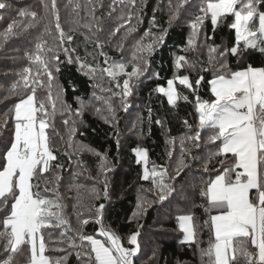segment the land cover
<instances>
[{
	"label": "trees",
	"instance_id": "1",
	"mask_svg": "<svg viewBox=\"0 0 264 264\" xmlns=\"http://www.w3.org/2000/svg\"><path fill=\"white\" fill-rule=\"evenodd\" d=\"M6 2L10 7L0 10V34L13 21L25 25L31 20V17L19 16L21 10L37 12L39 23L26 32L16 27L15 35L0 42V122L17 102V96L10 95L9 89L20 80L18 73L31 67L35 74L38 67L30 62L26 53H33L35 45L43 43L44 59L50 60L53 54L59 56L58 62L50 61L53 70L50 86L44 75L39 77L43 84L33 85L37 103L43 102L46 106L49 125L46 132L50 149L56 156L50 162V170L34 181L39 188L33 191L58 203L59 214L65 221L60 224L55 216L49 217L51 226L42 229L44 255L50 264H88L83 253L90 245L79 237L87 234L104 240L105 237L98 234L101 227L120 237L125 247L129 246L128 236L139 231L140 251L134 258L135 264H208V258L201 256V249H207L209 241L214 240L205 224L212 213L206 211V200L200 192L214 178L215 170L220 168L219 160L224 157L213 158L212 171L203 172L209 149L214 152L215 148L207 143L212 129L198 128L195 104L197 96L205 101L214 99L208 81L219 71V51L234 42L235 33L229 27L234 17L222 18L215 31L210 17L206 18L193 36L189 22L200 14L205 0H188L178 18L171 22L170 16L178 0H172V7H169V0H135V6L132 0H56L59 24L64 33L61 43L60 33L56 31L57 16L51 12L52 0ZM45 3L49 5L47 11L43 7ZM258 10L264 11V4L258 5ZM120 25L124 27L113 36L112 32ZM129 28L134 30L129 31ZM162 29L167 30L164 44L148 57L142 75L133 78L130 95L123 97V80L127 77L115 65L123 63L125 71L130 72L137 47L152 43ZM68 36L73 39L69 41ZM189 39L193 41L191 45ZM97 40L102 43V49L96 47ZM213 46L218 47L217 52L210 51ZM48 48L52 49L51 53ZM69 56L73 60L79 57L86 65H91V69L68 63ZM179 56H184L186 63L177 70L174 61ZM106 58L108 63H105ZM227 60L231 70H240L241 65L235 57L229 55ZM249 64L264 67V54L258 49H249L243 67ZM56 67L59 72L55 71ZM105 68L113 69L116 74L102 71ZM177 75L189 76L193 85L201 76L203 80L195 92L176 82L180 98L175 106H170L167 98L155 89L166 87L167 81ZM26 91L21 85L18 94L23 96ZM157 120L161 123H156ZM11 130L10 124L4 140ZM196 131L201 135L199 148L187 139ZM135 148L147 151L149 171L155 165L158 172L168 169L173 176L182 152L187 158L190 167L178 180H170L168 174L164 176V181L175 187L173 195L164 202L158 200L159 189L154 187L152 178H141L145 167L136 162ZM3 149L0 141V152ZM189 150L196 155L195 161L189 156ZM228 159L231 160L230 154ZM105 183L107 198L104 196ZM101 203L105 207L102 224H98L95 222L96 208ZM138 203H143L144 210L134 217ZM5 215L0 211V220ZM180 215L194 217L196 242H182L183 233L177 220ZM84 219L89 223L83 225ZM236 243L245 244L252 251L245 238ZM3 244L4 240L0 239V260L7 258ZM28 255L27 247L22 246L15 264H26ZM240 264H244L243 259Z\"/></svg>",
	"mask_w": 264,
	"mask_h": 264
},
{
	"label": "snow or ice",
	"instance_id": "2",
	"mask_svg": "<svg viewBox=\"0 0 264 264\" xmlns=\"http://www.w3.org/2000/svg\"><path fill=\"white\" fill-rule=\"evenodd\" d=\"M187 2L188 0H178L175 10L171 13L170 22L178 18L180 10ZM132 3L135 6V0H132ZM261 4H264V0H208L206 5L199 9L200 14L189 22L192 35L195 36L206 18L210 17L215 31L222 18L229 15L234 17L229 25L235 33L234 42L219 51L221 58L219 71L212 80L208 81L214 99L205 101L197 96L195 104L198 128L212 129L207 143L215 148L214 152L209 149V156L203 162V172L212 171L213 158L224 157L219 160L220 168L215 170L214 178L210 179L200 192V196L206 200V211L215 210L217 213L211 214L205 221L214 237V240L209 241L207 249H201V256L208 258V264H240L241 259L244 264H264V67H255L251 64L243 67L249 49H258L264 54V11L258 10V5ZM9 7L6 0H0V10ZM43 7L46 11L49 9L47 3ZM169 7H172V0H169ZM51 12L57 16L56 31L60 33L63 43L64 33L59 24L56 0H52ZM19 16L31 17V20L25 25H17L16 21H13L0 34V42H6L10 36L15 35L16 27H22L26 32L39 23L35 11L21 10ZM257 19L258 23H256ZM152 23L155 26V17ZM123 27L124 25L118 26L112 35L115 36ZM166 34L167 30L162 29L152 43L137 47L130 72L125 71L126 65L123 63L115 65L127 77L123 80V97L130 95L133 78L138 79L142 75L148 57L158 46L164 44ZM67 39L71 41L73 37L68 36ZM192 43V39H189V45ZM96 47L101 49L103 47L99 40L96 41ZM44 50V44L37 43L33 53H26L30 62L37 64L38 67L35 74L31 67H25L18 73L20 80L9 89L10 95L17 96V102L10 114H6L0 122V141L4 145L3 151L0 152V161H2L0 211L6 213L0 220V239L4 240L3 251L7 256L6 259L0 260V264H15L16 254L22 250V246L27 247L29 254L26 264H50L44 256L45 241L42 229L51 226L49 217L52 216L57 218L58 223H65L59 214L60 205L42 198L39 191H33L39 188V184L34 181L47 173L50 170V162L56 159L50 149L46 132L49 127L46 120L48 115L46 106L43 102L37 103L36 89L33 86L38 83L43 84V80L39 79L41 75L47 76L50 86L53 80L50 61H59V56L55 54L51 55L50 60L44 59L42 55ZM47 51L51 53L52 49L48 48ZM67 51L65 49L66 53ZM210 51L217 52L218 47L213 46ZM101 55L104 53L101 52ZM229 55L238 60L241 65L240 70L230 69L227 60ZM68 63H77L81 69L86 66L91 69V65H86L79 57L73 60L69 56ZM105 63H108L107 58ZM184 63L186 58L179 56L174 61V67L179 70ZM55 71L59 72V67H56ZM102 71L109 75L116 74L109 68ZM202 80L201 76L193 85L189 76L177 75L167 81L166 88L157 86L155 91L167 97L170 106H175L180 98L175 87L177 81L179 85L195 92ZM21 85L27 90L23 96L18 94ZM117 87H120L119 83ZM183 98L187 100L186 96ZM156 123L159 124L161 121L157 120ZM184 123L191 128L187 121ZM10 124L12 130L8 139L4 140ZM187 139L194 147H200L199 131L188 136ZM133 153L136 162L138 164L143 162L145 166V173L141 178L148 180L151 177L154 187L159 189L157 195L160 202H164L175 192L174 184L166 183L164 176L168 174L170 180H178L184 170L190 167L182 152L174 176L168 173V169L158 172L155 165L149 171L147 151L143 148H135ZM229 154L231 160L228 159ZM189 156L193 161L197 159L191 150ZM252 190H255L254 196ZM107 195L108 189L105 183V198ZM104 207L101 203L96 208L95 222L98 224H102ZM137 209L138 212L133 214L134 217L144 210L143 203H138ZM193 219L192 215L177 217L180 231L184 234L182 242H196ZM81 223L86 225L89 220L84 219ZM98 234L105 239L101 240L87 234H81L79 237L82 242L86 241L90 245V249L83 253L88 258V264H135L134 258L140 251L139 231L128 236L127 247L121 243L120 237L105 227H101ZM241 238L249 241L254 251H249L245 244L236 243ZM79 257L80 253H78Z\"/></svg>",
	"mask_w": 264,
	"mask_h": 264
},
{
	"label": "crops",
	"instance_id": "3",
	"mask_svg": "<svg viewBox=\"0 0 264 264\" xmlns=\"http://www.w3.org/2000/svg\"><path fill=\"white\" fill-rule=\"evenodd\" d=\"M252 194H253V196L255 195V190H252ZM211 213L212 214H217L215 210H212ZM183 240H184V234H183Z\"/></svg>",
	"mask_w": 264,
	"mask_h": 264
},
{
	"label": "rangeland",
	"instance_id": "4",
	"mask_svg": "<svg viewBox=\"0 0 264 264\" xmlns=\"http://www.w3.org/2000/svg\"><path fill=\"white\" fill-rule=\"evenodd\" d=\"M207 2H208V0H205V4H206ZM177 82H178V81H177ZM166 87H167V86H166ZM166 87H165V88H166ZM166 98H167V97H166ZM141 164L143 165V167H145L143 162H142ZM44 256H45V255H44ZM45 257H46V256H45ZM46 258H47V257H46Z\"/></svg>",
	"mask_w": 264,
	"mask_h": 264
},
{
	"label": "built area",
	"instance_id": "5",
	"mask_svg": "<svg viewBox=\"0 0 264 264\" xmlns=\"http://www.w3.org/2000/svg\"><path fill=\"white\" fill-rule=\"evenodd\" d=\"M252 251H254V249H252Z\"/></svg>",
	"mask_w": 264,
	"mask_h": 264
}]
</instances>
